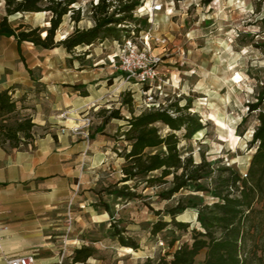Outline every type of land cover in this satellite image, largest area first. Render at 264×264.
Masks as SVG:
<instances>
[{
	"label": "rangeland",
	"instance_id": "rangeland-1",
	"mask_svg": "<svg viewBox=\"0 0 264 264\" xmlns=\"http://www.w3.org/2000/svg\"><path fill=\"white\" fill-rule=\"evenodd\" d=\"M140 1L144 11H148L154 0ZM156 1L162 4V10L154 16L157 27L151 32L149 54L160 55L161 62L158 79L147 94H143L140 84L134 79L126 80L119 70L116 56L119 48L110 38L79 46L73 52L49 53L30 43H22L18 48L14 38L0 37V79L4 86L14 88L11 94L16 100V114L42 123L36 124L33 139L27 143L50 131L51 123L57 120L66 121L64 128L72 127L68 128L71 132L77 127V142L81 136L94 141L89 148L95 154L94 160L87 158L90 152H83L85 155H79L82 159L74 163L76 177L63 176L60 180L67 193L59 216L63 248L58 257L62 264H75L71 260L72 252L81 245L93 246L98 251L95 258L82 264H140L146 257L158 252L163 254L169 249L166 241L172 233L166 230L155 236L150 233L154 221L169 220L161 209L175 204L178 198L186 199L189 206L177 219L194 226L193 205L200 197L208 198L206 193L182 190L170 200L160 201L155 197L157 188H147L142 191L144 198L132 200L106 194L102 189L121 177L124 160L115 148L122 151L125 145L122 133L128 128L124 119H112L99 131L108 111L119 108L121 115L128 118L130 108L139 114L148 109L147 104L165 107L175 101L181 106L189 103L192 114L211 124L191 139L181 140L182 155L192 154L198 161L204 153L209 159H221L223 164L245 173L255 151L249 141L257 124L256 114H251L246 123L240 124V121L247 113V102L254 97V84L258 78L264 81V0H213L208 5L203 0ZM96 2L77 0L74 8L80 21L74 23L71 12L65 15L56 39H62L76 24L79 28L91 27L94 22L90 4ZM142 13L147 17V24H141V32L130 36L138 41L150 27L149 15ZM4 15V0H0V20ZM50 16L49 12H25L10 16L8 21L12 27L20 24L26 28L47 27ZM120 35L119 42L128 37L124 32ZM156 36L168 39L165 48L157 43ZM44 61H48L50 68ZM53 69L58 70V75L40 80L44 72H55ZM84 90L94 94L95 100L77 109L68 107L72 96L66 97V94L72 91L73 96H81ZM128 93L133 99L130 105L122 102ZM167 131L164 129V133ZM92 134L94 138L90 137ZM90 162L94 167L87 170ZM84 200L90 204L82 207L80 203ZM94 203L98 206H93ZM103 203L109 205L110 213L103 210ZM97 214L98 222H92V216ZM113 223L125 227L123 234L135 239L139 249L127 251L118 245L110 237ZM176 235H179L176 245L189 238V232ZM73 236L78 239L71 241L69 238Z\"/></svg>",
	"mask_w": 264,
	"mask_h": 264
},
{
	"label": "trees",
	"instance_id": "trees-1",
	"mask_svg": "<svg viewBox=\"0 0 264 264\" xmlns=\"http://www.w3.org/2000/svg\"><path fill=\"white\" fill-rule=\"evenodd\" d=\"M212 1L203 0V4ZM76 3L77 0H4L0 36L14 37L18 48L23 42H30L42 49L61 47L73 52L79 46L109 38L120 40V32H124V36L139 33V26L147 24L146 15L137 14L142 4L140 0H97L90 4L94 24L89 28H79L76 24L71 32L57 40L56 31L65 15L71 12L73 22L80 21L78 10L74 8ZM25 12H49L48 26L26 28L20 24L12 27L8 18ZM12 90L13 87L0 90V147L6 150L27 146L36 127L30 116L16 114ZM81 96H88V92L82 91ZM122 102L132 104L131 94ZM190 108L189 103L181 106L177 101L165 107L144 109L139 114L130 108L128 118L121 115L119 108L108 111L99 131L112 119H124L128 128L122 133L125 143L122 151L115 148L124 160L121 177L102 190L129 200L144 198L142 191L147 188H157L155 197L160 201L170 200L182 190L208 195V198L200 197L193 205L194 226L177 219L189 206L186 199L178 198L175 204L161 209L169 220L154 221L150 233L155 236L164 230L171 232L172 237L166 241L169 249L146 257L140 264H264V81L257 79L254 97L247 102V113L240 121V124L246 123L251 114H256L257 124L249 141L255 151L245 173L223 164L221 159H209L204 153L199 155L198 161L192 154L182 155L181 140L191 139L211 124L192 114ZM164 129L168 131L164 133ZM103 210L110 213L107 203H103ZM125 230L113 223L110 237L121 247L139 249L135 239L125 237ZM179 232H189V238L176 245ZM97 252L89 245L74 248L72 263H85L95 258Z\"/></svg>",
	"mask_w": 264,
	"mask_h": 264
},
{
	"label": "crops",
	"instance_id": "crops-1",
	"mask_svg": "<svg viewBox=\"0 0 264 264\" xmlns=\"http://www.w3.org/2000/svg\"><path fill=\"white\" fill-rule=\"evenodd\" d=\"M42 50L49 53L66 52L61 47ZM44 63L50 68L47 66L48 61ZM74 68L78 69L76 66ZM53 71L55 72H44L40 80L58 75V70ZM8 86V84L4 86L0 79V90ZM97 91L99 92V89ZM69 95L72 96L68 105L72 107L71 109L83 107L95 100L92 93H88V96H73L71 91L66 97ZM80 99L81 102L78 101ZM64 126L66 121H53L50 131L25 147L8 150L0 147V226L7 227L2 232L0 264H4L5 257L27 255L34 256L35 264H58L60 261L58 256L63 248L61 243L63 235L62 227H59V216L62 214L64 195L67 194L64 193L60 180L63 176L76 177L77 165L74 163L82 159L79 155L90 152L87 158L94 160L95 157L93 151L89 149L92 148L94 141L81 136V141L77 142L76 133L68 129L72 127ZM93 167L91 162L87 163V170H92ZM83 194H87V191ZM89 202L84 200L80 205L84 207L89 205ZM91 220L98 222L99 215L92 216ZM77 237L69 239L74 241L78 239Z\"/></svg>",
	"mask_w": 264,
	"mask_h": 264
},
{
	"label": "built area",
	"instance_id": "built-area-1",
	"mask_svg": "<svg viewBox=\"0 0 264 264\" xmlns=\"http://www.w3.org/2000/svg\"><path fill=\"white\" fill-rule=\"evenodd\" d=\"M143 7L137 9V14L149 15L150 27L143 34L140 35L138 41L135 37L128 36L123 38L121 42L114 40L118 46V53L116 54L118 58V68L125 75L126 80L134 79L138 84L141 85L143 94H147L152 89L154 83L158 79V65L161 62L160 55L149 54L150 44L149 40L151 37L152 30L157 27V22L155 21V13L162 10V4L158 3L156 0L152 2L151 8L148 11H144ZM156 41L162 47L165 48L168 39L166 37L156 36ZM153 106L158 107V105L147 104V108ZM77 128V127H76ZM72 129V132H76L77 129ZM71 221V217H69ZM7 227L0 226V251L2 248V232L5 231ZM4 264H35V258L33 255L18 256V257H5ZM58 264H62L61 260Z\"/></svg>",
	"mask_w": 264,
	"mask_h": 264
},
{
	"label": "bare ground",
	"instance_id": "bare-ground-1",
	"mask_svg": "<svg viewBox=\"0 0 264 264\" xmlns=\"http://www.w3.org/2000/svg\"><path fill=\"white\" fill-rule=\"evenodd\" d=\"M151 8V7H150ZM64 36H62L61 38H63ZM125 250H127V251H130L131 250V248L130 247H125ZM129 253V252H128Z\"/></svg>",
	"mask_w": 264,
	"mask_h": 264
}]
</instances>
